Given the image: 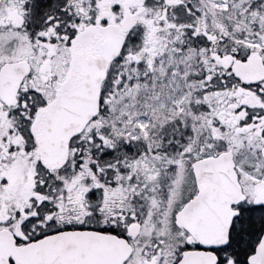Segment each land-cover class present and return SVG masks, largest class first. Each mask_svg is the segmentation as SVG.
Masks as SVG:
<instances>
[{
  "label": "snow or ice",
  "instance_id": "1",
  "mask_svg": "<svg viewBox=\"0 0 264 264\" xmlns=\"http://www.w3.org/2000/svg\"><path fill=\"white\" fill-rule=\"evenodd\" d=\"M0 264H264V0H0Z\"/></svg>",
  "mask_w": 264,
  "mask_h": 264
}]
</instances>
